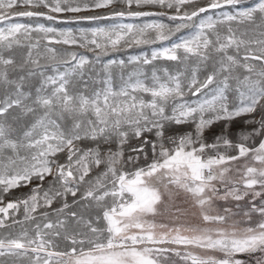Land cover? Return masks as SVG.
Here are the masks:
<instances>
[{"label": "snow or ice", "instance_id": "snow-or-ice-1", "mask_svg": "<svg viewBox=\"0 0 264 264\" xmlns=\"http://www.w3.org/2000/svg\"><path fill=\"white\" fill-rule=\"evenodd\" d=\"M82 12L94 15L73 19L111 26L39 22ZM150 17L169 23L119 22ZM158 43L127 74L113 59L98 86L74 82L102 56ZM160 59L176 70L148 83L143 66ZM181 194L187 207L172 210ZM165 195L181 222L155 220ZM253 261L264 264V0H0V264Z\"/></svg>", "mask_w": 264, "mask_h": 264}, {"label": "rangeland", "instance_id": "rangeland-1", "mask_svg": "<svg viewBox=\"0 0 264 264\" xmlns=\"http://www.w3.org/2000/svg\"><path fill=\"white\" fill-rule=\"evenodd\" d=\"M243 3L245 4H251L253 3V0H243ZM55 15V14H53ZM88 15H94V13L91 12H82V13H77V14H73V13H65L61 16H59L57 18V20L55 21H47V20H43L40 19L39 22L43 23L45 26L48 27H54L56 28L58 31L59 30H67V29H71L73 31L74 34H79V30H85L88 31L91 28L94 27H110L111 23L110 21H75L73 18L76 16H88ZM152 20H158L160 22H164V23H169V21H167L166 19L161 20V18L159 17H150V18H140L138 20H124V21H119L121 23H134L137 25L143 24V23H148L151 22ZM70 21V22H69ZM22 22H28L27 20H23ZM188 32L187 29L184 30L183 34H186ZM179 35V34H178ZM173 39H176V37H173ZM169 42H165V46H167ZM53 47L57 48V49H67L68 51H75L78 53H84L85 55H87L89 57V60H94V55L90 52L85 53L84 49L75 47V46H67V45H52ZM161 45L158 44H144V45H140V46H133V47H125L122 48L119 52H115V53H110L109 55L106 56H102L99 62H95V63H90L89 65H87L85 67V69L83 70V79H81L79 76L75 77L74 82L77 84V86H82L84 81H88V84L90 86H98V85H94V81L100 79L103 77L104 73H103V63H106L108 60H124L126 62V67L123 69L124 73L127 74V72H129L133 65L127 64L128 58L130 56H140V55H145L148 56L149 58L151 57V53L154 49H158L160 48ZM176 62L173 61H167V60H156L153 61L152 64L150 65H144L143 66V70L147 76V82L151 83V75H152V71L157 70L158 75L163 76V70L164 69H168L170 72H174L176 70ZM61 70H63V66H61ZM120 72L121 69L119 68L118 65H115L113 67V74L115 76V81L118 84L119 83V78H120ZM178 128L181 132L183 131H188L190 130V126L188 125H181V126H173ZM240 125H237V129L240 128ZM237 129H234V131H236ZM207 136H209L211 138V133H206ZM132 144H136L138 143L137 141L133 140L131 141ZM61 160L64 159L63 154H61ZM95 171L91 174V175H95ZM49 180L51 179V177L48 178ZM39 183V181H33L32 184H30L27 187H20L17 189L12 190V192L5 196V203L8 202L11 199H15V198H21L23 197L25 194H27L30 191V188L32 186H34L35 184ZM47 184V180L45 181V185ZM69 201H71V197H68ZM164 200H168L167 195H165L163 197ZM177 202L175 206H179V207H187L186 204L182 203L183 201V195L181 194V196L177 197ZM169 203V200H168ZM235 203V202H232ZM241 204H244V201L240 202ZM57 205L54 204L53 207H56ZM160 208V212L163 213V208H162V204L159 206ZM167 212L168 207L164 208ZM18 218L22 219L23 218V213L22 210L21 212L18 214ZM181 222V221H180ZM17 230H19V226H17ZM63 247V245H61V248ZM243 260H248L247 256H241L240 257ZM252 264H254V261L252 262Z\"/></svg>", "mask_w": 264, "mask_h": 264}, {"label": "trees", "instance_id": "trees-1", "mask_svg": "<svg viewBox=\"0 0 264 264\" xmlns=\"http://www.w3.org/2000/svg\"><path fill=\"white\" fill-rule=\"evenodd\" d=\"M176 203H179V202L176 201ZM169 206H170V202L168 203V200H164V203H162L163 213H161V215H158L157 217H155V220L157 222H162V223H166V224H172L174 222H180V221H174L173 220L170 211H168L166 214V211L164 208L169 207ZM175 207H176L175 205H171L172 210H174ZM186 219L189 223H192V224L198 223L197 218L194 215H192L191 213L188 215V217Z\"/></svg>", "mask_w": 264, "mask_h": 264}]
</instances>
